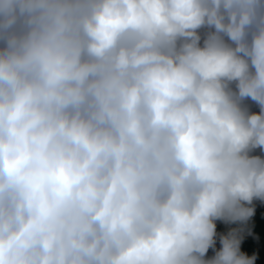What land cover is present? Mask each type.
Returning a JSON list of instances; mask_svg holds the SVG:
<instances>
[{"label": "clouds", "instance_id": "clouds-1", "mask_svg": "<svg viewBox=\"0 0 264 264\" xmlns=\"http://www.w3.org/2000/svg\"><path fill=\"white\" fill-rule=\"evenodd\" d=\"M0 264H264V0H0Z\"/></svg>", "mask_w": 264, "mask_h": 264}]
</instances>
